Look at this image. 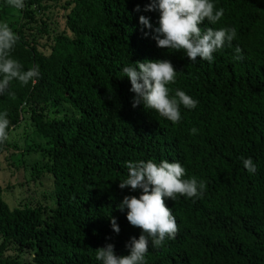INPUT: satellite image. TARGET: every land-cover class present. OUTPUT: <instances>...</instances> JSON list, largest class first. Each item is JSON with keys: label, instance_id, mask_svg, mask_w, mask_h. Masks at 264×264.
Instances as JSON below:
<instances>
[{"label": "trees", "instance_id": "obj_1", "mask_svg": "<svg viewBox=\"0 0 264 264\" xmlns=\"http://www.w3.org/2000/svg\"><path fill=\"white\" fill-rule=\"evenodd\" d=\"M147 3L24 0L14 9L0 0V22L18 16L7 23L18 37L10 57L40 72L28 84L13 79L0 94L7 136L24 121L34 135L13 165L25 166L22 151L36 153L32 177L50 181L42 203L11 209L0 194V264H100L95 249L105 243L126 255V242L141 229L116 204L139 189L118 183L127 176L125 161L148 159L179 161L185 178L206 188L199 198L164 200L177 231L149 245L145 264H264V0H213L223 15L198 26L235 28L236 36L212 62L158 48L138 23L144 15L156 26L158 12L144 11ZM153 59L178 71L170 95L179 88L198 102L190 110L181 105L177 123L132 107L122 68ZM8 145L0 141V154ZM241 157L253 159L255 173Z\"/></svg>", "mask_w": 264, "mask_h": 264}, {"label": "clouds", "instance_id": "obj_2", "mask_svg": "<svg viewBox=\"0 0 264 264\" xmlns=\"http://www.w3.org/2000/svg\"><path fill=\"white\" fill-rule=\"evenodd\" d=\"M14 9H22L24 0H7ZM157 11L158 18L154 27L149 18L144 15L138 17V23L144 29H151L158 48L184 50L190 61L197 57L212 62L213 53L229 44L236 36V29L211 27L201 29L198 25L207 19L209 23H216L223 15V9L214 11L213 0H149L144 5V11ZM133 11H140V6H134ZM147 35V33H145ZM18 37L6 22H0V94L13 79L22 85L34 81L40 75L37 66L23 69L20 62L9 55L10 49ZM239 53V48L235 49ZM123 77L130 82V91L134 93L131 99L132 107L142 105L144 109L154 111L159 116L177 123L181 119L180 106L193 109L197 100L177 88L170 95L168 85L174 83L177 72L167 59H153L139 62H127L122 68ZM12 95V93H9ZM9 120L4 112H0V141L7 139L6 128ZM195 133L197 130H190ZM241 163L249 173L256 172V164L251 157H241ZM126 178L118 183L120 189L126 186L130 191L139 189L138 196L126 195L116 204V208L124 212L130 225L141 229L137 237L130 238L125 244L126 255H117L112 243H105L103 247L95 249V259L100 264H145V254L149 245L161 246L168 239L173 238L177 231L175 217L164 200L177 199V194L186 197L203 195L205 181L195 176L185 178V168L179 161L154 159L125 161ZM110 226L114 233H119V227L114 217L110 218Z\"/></svg>", "mask_w": 264, "mask_h": 264}, {"label": "rangeland", "instance_id": "obj_3", "mask_svg": "<svg viewBox=\"0 0 264 264\" xmlns=\"http://www.w3.org/2000/svg\"><path fill=\"white\" fill-rule=\"evenodd\" d=\"M16 12L12 13L10 18H5L3 22L17 21ZM30 123L22 122L18 127L7 136L8 150L0 154V194L3 200L12 208L20 207L23 203L28 202L31 205L44 202L45 189H50V181L42 175L40 179L32 177L30 168L41 162L36 153L22 151L24 165H13L21 149L24 147H33L30 138L34 135L28 132ZM25 131L27 133H25ZM26 140H28L26 142ZM26 142V143H25ZM17 154V156L15 155ZM6 256L14 255L12 250L5 252Z\"/></svg>", "mask_w": 264, "mask_h": 264}]
</instances>
